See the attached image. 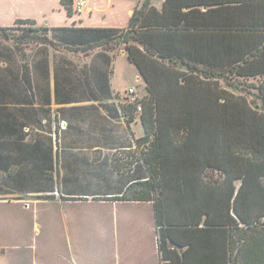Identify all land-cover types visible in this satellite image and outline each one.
I'll return each mask as SVG.
<instances>
[{"label":"trees","instance_id":"trees-1","mask_svg":"<svg viewBox=\"0 0 264 264\" xmlns=\"http://www.w3.org/2000/svg\"><path fill=\"white\" fill-rule=\"evenodd\" d=\"M20 22L38 26L18 19L0 31L8 37ZM32 30V43L1 45L2 54L66 39L99 55L123 44L145 83L146 95L122 110L140 115L148 175L95 199L152 202L162 264H264V0H144L125 29ZM127 156L126 171L135 162ZM41 196L82 199L59 189Z\"/></svg>","mask_w":264,"mask_h":264},{"label":"crops","instance_id":"crops-1","mask_svg":"<svg viewBox=\"0 0 264 264\" xmlns=\"http://www.w3.org/2000/svg\"><path fill=\"white\" fill-rule=\"evenodd\" d=\"M141 1L86 0L79 13L72 0L69 14L63 0H0V26L32 19L53 29H125ZM162 1L153 0L158 7ZM54 32L83 38L72 31H51V37ZM65 41L58 49L47 43L26 48V56H4L0 45V206L26 212L36 195L55 189L81 200L110 197L124 191L132 175L141 180L148 175L137 154L143 147L137 139L145 134L140 115L129 118L122 110L132 97H142L135 87L128 88L135 93L122 95L112 77L117 55L127 56L126 50L99 55L98 50H75ZM133 153L135 162L126 171L124 156ZM119 170L124 175L118 176ZM2 236L0 264H16V255L33 250L27 242ZM156 254V264H162Z\"/></svg>","mask_w":264,"mask_h":264},{"label":"rangeland","instance_id":"rangeland-1","mask_svg":"<svg viewBox=\"0 0 264 264\" xmlns=\"http://www.w3.org/2000/svg\"><path fill=\"white\" fill-rule=\"evenodd\" d=\"M38 27L20 22L9 31L8 37L0 31V45L5 48L16 41L32 43L31 35L35 33L32 29ZM43 33L41 30L38 34ZM114 34L118 37L121 32ZM33 47L34 44L23 45L22 49ZM123 48V44L118 45L117 52ZM116 63L112 77L121 94L135 87L137 95L143 97L146 90L138 80L137 67L124 54L117 55ZM138 151L139 155V148ZM129 156L130 161H135V153L126 158ZM125 162L130 164L126 159ZM118 172V176L124 175L123 171ZM132 177V182L139 179ZM34 200L26 212L20 207L0 206L2 238L7 235L33 247L25 254L19 253L20 257L16 255V264H156L157 232L152 202L119 201L107 205L89 198L66 202L64 197L47 199L37 195Z\"/></svg>","mask_w":264,"mask_h":264},{"label":"built area","instance_id":"built-area-1","mask_svg":"<svg viewBox=\"0 0 264 264\" xmlns=\"http://www.w3.org/2000/svg\"><path fill=\"white\" fill-rule=\"evenodd\" d=\"M85 3H86V0H76V11L79 12V13L82 12ZM133 93H135V88H131L129 90V94H133ZM135 99H136V97H132V102H135ZM138 110L139 111L142 110V105L141 104L138 105Z\"/></svg>","mask_w":264,"mask_h":264}]
</instances>
